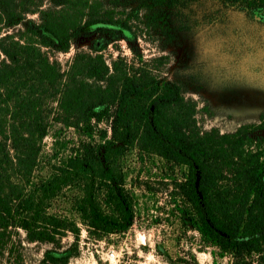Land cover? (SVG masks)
<instances>
[{
	"label": "trees",
	"instance_id": "obj_1",
	"mask_svg": "<svg viewBox=\"0 0 264 264\" xmlns=\"http://www.w3.org/2000/svg\"><path fill=\"white\" fill-rule=\"evenodd\" d=\"M94 1L0 0V243L20 229L28 243L60 249L71 233L74 243L60 254L45 251L42 260L67 264L77 255L80 229L50 212L64 188L80 189L72 209L90 236L126 233L133 204L120 164L137 148L171 171L184 229L235 264L253 256L254 264H264V122L232 133L189 134L175 83L144 82L102 57L113 41H124L141 61L130 23L142 14L155 24L164 11L199 0H131L122 13ZM218 2L264 21V0ZM89 33L91 49L77 53L66 71L50 60L49 50L67 53ZM101 125L106 128L95 134ZM63 131L71 132L68 138ZM49 135L54 143L43 153Z\"/></svg>",
	"mask_w": 264,
	"mask_h": 264
},
{
	"label": "rangeland",
	"instance_id": "obj_2",
	"mask_svg": "<svg viewBox=\"0 0 264 264\" xmlns=\"http://www.w3.org/2000/svg\"><path fill=\"white\" fill-rule=\"evenodd\" d=\"M130 1L95 0L93 4L122 13L132 8ZM130 25L129 38L142 60L124 41H113L102 52L103 59L111 68L115 63L144 82L175 83L183 97L189 134L232 133L264 122V21L224 8L218 0H199L185 9L164 11L155 24L140 14ZM92 40L89 33L74 41L67 53H47L66 71L77 53L89 52ZM105 128L98 126L95 134ZM63 133L68 138L71 132ZM53 143L50 135L46 137L43 153H49ZM45 173L42 169L39 175ZM120 173L133 204L132 225L122 235L90 236L72 209L79 188H64L52 201L50 212L74 220L80 229L77 255L67 264H235L231 255L182 227L181 200L173 192L171 171L158 156H142L137 148H130L121 159ZM72 243L71 233L60 239V249L28 243L26 234L16 229L0 243V264H42L45 251L60 254ZM111 252L113 258L108 256ZM254 260L253 256L245 261L254 264Z\"/></svg>",
	"mask_w": 264,
	"mask_h": 264
},
{
	"label": "built area",
	"instance_id": "obj_3",
	"mask_svg": "<svg viewBox=\"0 0 264 264\" xmlns=\"http://www.w3.org/2000/svg\"><path fill=\"white\" fill-rule=\"evenodd\" d=\"M108 256H109L110 258H113V257H114V253L111 252Z\"/></svg>",
	"mask_w": 264,
	"mask_h": 264
}]
</instances>
